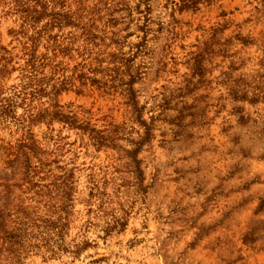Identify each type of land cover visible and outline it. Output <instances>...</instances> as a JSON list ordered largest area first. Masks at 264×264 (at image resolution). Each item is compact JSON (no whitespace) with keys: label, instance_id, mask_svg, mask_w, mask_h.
I'll list each match as a JSON object with an SVG mask.
<instances>
[{"label":"rangeland","instance_id":"obj_1","mask_svg":"<svg viewBox=\"0 0 264 264\" xmlns=\"http://www.w3.org/2000/svg\"><path fill=\"white\" fill-rule=\"evenodd\" d=\"M0 264H264V0H0Z\"/></svg>","mask_w":264,"mask_h":264}]
</instances>
